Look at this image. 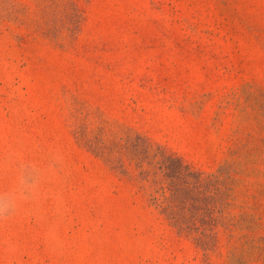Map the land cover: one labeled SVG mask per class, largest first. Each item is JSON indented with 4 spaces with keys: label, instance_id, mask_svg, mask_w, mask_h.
<instances>
[{
    "label": "rangeland",
    "instance_id": "374dc122",
    "mask_svg": "<svg viewBox=\"0 0 264 264\" xmlns=\"http://www.w3.org/2000/svg\"><path fill=\"white\" fill-rule=\"evenodd\" d=\"M0 264H264V0H0Z\"/></svg>",
    "mask_w": 264,
    "mask_h": 264
},
{
    "label": "trees",
    "instance_id": "16d2710c",
    "mask_svg": "<svg viewBox=\"0 0 264 264\" xmlns=\"http://www.w3.org/2000/svg\"><path fill=\"white\" fill-rule=\"evenodd\" d=\"M162 170L168 179V184L165 189H168L171 192V196L169 200L164 199L163 201H161V203L168 201L170 204L169 206H172V202H174L180 196L179 194L182 191V187L184 185L195 186L197 184V182L194 181V179H192L190 175L184 174L179 168L173 169L170 165H164L162 167ZM155 199L158 200V198ZM161 203H157V205L161 206ZM207 204L210 205L209 200ZM169 206H167L165 209H167ZM213 211L214 210L211 207L206 208L205 214L200 219V221H203V223H208V221H214L212 216ZM168 215L175 225L179 226L181 229H184V227L186 228V219L184 217L177 216L173 213H168Z\"/></svg>",
    "mask_w": 264,
    "mask_h": 264
}]
</instances>
